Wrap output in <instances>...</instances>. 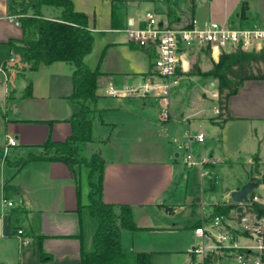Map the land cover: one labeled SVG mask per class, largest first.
I'll return each mask as SVG.
<instances>
[{"label": "crops", "instance_id": "1", "mask_svg": "<svg viewBox=\"0 0 264 264\" xmlns=\"http://www.w3.org/2000/svg\"><path fill=\"white\" fill-rule=\"evenodd\" d=\"M71 1L76 11L87 15L88 28L93 35L92 51L84 57V62L100 72L96 89L99 111L90 115L92 122L98 116L100 131L96 132L93 125L92 139L76 142V146L79 157L89 160L93 154H98L103 161L101 199L132 208L137 229H121L120 249L130 254L148 253L150 264H155V258L165 253L186 255L185 264H190L187 249L194 243L189 245L191 239L194 240L192 228L204 215L212 214L216 206L229 203V193L250 182L248 173L255 160L264 166L258 150L242 154L234 150L229 141L240 127L247 128L257 139L260 126L264 131V79L242 82L237 92L228 98L230 118L223 122L213 111L217 102L210 111L178 108L173 113L174 119L161 121L159 106L152 99L117 98L106 95L105 89L108 84L140 83L150 72L151 55L128 39L125 28L130 20L142 25L149 11L167 19L166 0ZM186 1L181 6L176 0L179 11L175 23H185L194 16L201 20L213 17L214 21L230 26L264 27V0H220L212 16L211 10L207 16L196 15L197 0ZM112 4L118 14L116 26L111 24ZM189 6L190 10H186ZM43 11L55 13L50 8ZM22 35L18 21L7 13V0H0V67L13 52L8 41ZM196 57L218 60L198 50H192L184 58L188 71L183 78L206 79L208 88L202 87L205 96L204 92L215 88L214 75H202ZM194 63L198 64L199 74L190 73ZM73 70L74 65L65 61L42 64L36 70L19 62L7 72V79L0 73V264H81V250L93 249L97 221L88 209L89 167L83 163L70 167L64 162L40 159L29 161L21 168L11 164L29 153L39 154V145L48 137L63 141L70 136L69 119L80 109L78 103L69 99ZM29 84L32 95L24 97ZM138 105L141 109L152 106L155 119L142 117L135 109ZM188 131L203 132L204 142H193V149L216 159L209 167L208 178L202 181L198 171L187 169L182 163V149L177 142L183 145ZM10 138L15 139L16 145H7ZM143 141L145 147L138 148L135 143ZM236 168L244 181L230 188L224 179ZM99 175V171L94 172L93 182L98 181ZM189 180L195 181L200 189V197H192L190 204L198 207L200 213L194 224L185 227L174 219L177 206H181L188 194ZM217 186L221 197L209 198L211 202H207L204 196L214 193ZM183 188L185 193H182ZM260 191L264 192V183ZM4 192L12 196L7 199ZM3 198L11 200L14 206L4 205ZM17 208L23 211L19 221L12 213ZM10 223L15 227L11 228ZM17 229H22L23 234L18 236ZM185 233L187 235L181 237Z\"/></svg>", "mask_w": 264, "mask_h": 264}, {"label": "trees", "instance_id": "2", "mask_svg": "<svg viewBox=\"0 0 264 264\" xmlns=\"http://www.w3.org/2000/svg\"><path fill=\"white\" fill-rule=\"evenodd\" d=\"M167 20L177 22L178 4L176 0H166ZM43 8L53 12L46 13ZM7 13L18 21L23 35L19 39H10L8 45L18 57L21 64L30 70H36L42 64L55 61L70 62L74 65L72 72V92L69 99L80 105L69 123L71 134L63 141H54L50 137L39 145L40 153H29L11 164L23 167L32 160H49L64 162L70 167L85 164L89 167V213L97 221L93 234V249L90 252L81 250V264H150L149 254L144 252L124 253L120 249L121 229H137L133 221L132 208L128 204L114 205L101 199L102 159L93 154L89 160L79 157L76 142H88L92 139V119L90 115L98 112L96 89L98 87V68L91 69L84 57L92 51L93 35L88 28V17L76 11L71 0H7ZM118 14L112 4L111 24L116 26ZM150 58H153V54ZM152 66V64H151ZM191 74H199L197 63H194ZM218 78V118L225 121L230 118L227 110L228 98L235 94L244 80L264 79V48L259 51H243L236 49L219 56L213 67L207 72ZM24 97H30L31 85L25 88ZM256 169L258 161H254ZM99 171L97 182H93L94 172ZM264 183V170L259 172ZM117 207V209H116ZM259 213L264 214V206L255 205ZM229 206H216L212 213L227 212ZM16 221L20 220L23 211L14 209ZM11 228L15 227L10 223Z\"/></svg>", "mask_w": 264, "mask_h": 264}, {"label": "built area", "instance_id": "3", "mask_svg": "<svg viewBox=\"0 0 264 264\" xmlns=\"http://www.w3.org/2000/svg\"><path fill=\"white\" fill-rule=\"evenodd\" d=\"M142 21L140 25L130 20L125 32L131 42L153 54L150 72L137 84H108L105 93L117 98H150L159 106L161 121L175 118L171 110V94L188 71L184 58L189 52L198 50L217 61L221 54L238 48L243 51L264 48V27L230 26L194 16L185 23H169L152 11L146 12ZM18 63L19 59L12 52L0 67L5 79L7 72ZM213 95L217 97V93ZM213 111L219 114L218 107ZM186 138L183 145L175 140L182 149V163L185 168L198 171L202 181L208 178L209 167L216 163V159L193 149V142H204L206 136L203 132L188 131ZM7 145H16L15 139L10 138ZM262 184L260 182L240 202H233L229 193V203L220 204L229 206V211L201 218L192 228L194 243L187 249L190 264H264V214L254 208L255 205L264 206V192L260 191ZM2 203L14 206L11 200L4 198ZM16 232L18 236L23 234L22 229Z\"/></svg>", "mask_w": 264, "mask_h": 264}, {"label": "rangeland", "instance_id": "4", "mask_svg": "<svg viewBox=\"0 0 264 264\" xmlns=\"http://www.w3.org/2000/svg\"><path fill=\"white\" fill-rule=\"evenodd\" d=\"M180 5L183 6L184 3L186 4V0H179ZM220 0H197L196 6H198V9L196 10V15H204L207 16V12L211 10V16L213 14V9L215 8V5L218 4ZM209 4V8L207 6ZM161 5H164V2L161 3ZM158 9H161L158 7ZM190 10V6L186 9ZM45 12V11H44ZM47 13V12H46ZM189 16V14L187 13ZM187 16V17H188ZM212 20H215V18H211ZM93 47V46H92ZM95 48L97 49V43H95ZM195 58V57H194ZM193 58V59H194ZM195 60L199 61V67L201 70L202 75H206L205 73L210 70L214 63L213 61L204 60L201 57H196ZM215 80V88L211 87L209 92H204L205 96H203L202 87L208 88V81L206 79H203L201 77H195V76H187L186 78H182L179 85L172 91L171 94V110L175 114L176 110L178 108L185 109H192V112H195L198 109H204L211 110L215 103L217 102V107L220 113V109L218 106V78L214 76ZM217 92V97L213 95V92ZM139 104V103H138ZM155 106V103H153ZM153 107L150 105H147V107H144V109H141V106L138 105L135 107V109L138 111V113H142V117H150L151 120L155 119L156 113ZM98 116H95L93 118V125L95 126V131H98ZM140 125V122H139ZM138 125V126H139ZM143 125V124H141ZM261 125V124H260ZM261 127H259L258 136L259 139H257L250 131H248L247 128H238V130L235 132V134L232 136V138L229 140L230 145L234 150L240 151L242 154H249L253 151H259V154L262 156V159L264 160V131L261 130ZM93 128V127H92ZM100 131V129H99ZM260 140V141H259ZM138 148H144L145 143L144 141L142 143L136 142L135 143ZM229 145V146H230ZM0 151H1V144H0ZM236 152V151H235ZM253 162V161H252ZM255 168L254 163H252V166L250 167V173H248V177L251 182H255L256 179L261 178V174L259 172H263L264 166H259ZM247 170H249V167H247ZM0 178H1V170H0ZM244 181V176L241 174L239 169H233L232 173L228 176H225L224 182L227 183L226 185L231 187L240 185L241 182ZM85 189V185L83 186ZM0 188H1V182H0ZM214 193H210L204 196V199L207 202H211L209 198L218 199L221 197V194H218V189ZM185 188H183L182 193L184 192ZM200 189L197 187L195 181L189 180L188 184V194L185 197V200L181 202V206H177V210L175 211V219L174 221L178 222L179 225H184L185 227H190L192 224L196 222V220L199 217V208L190 206L192 197L198 196L200 197ZM4 196L8 199L12 196V194H9L7 192H4ZM183 195V199H184ZM187 228H185L186 230ZM187 232V231H185ZM187 233L182 234L181 237L186 236ZM194 238V237H193ZM194 242L193 239L189 242V245H191ZM186 255H174V254H162L155 258L154 263L155 264H185L187 261Z\"/></svg>", "mask_w": 264, "mask_h": 264}, {"label": "water", "instance_id": "5", "mask_svg": "<svg viewBox=\"0 0 264 264\" xmlns=\"http://www.w3.org/2000/svg\"><path fill=\"white\" fill-rule=\"evenodd\" d=\"M260 184L259 180H256L255 182H247L244 185H242L239 188H236L230 193L231 200L233 202H240L243 199H246L247 194L253 189L256 188ZM238 210H241V207L238 208Z\"/></svg>", "mask_w": 264, "mask_h": 264}]
</instances>
